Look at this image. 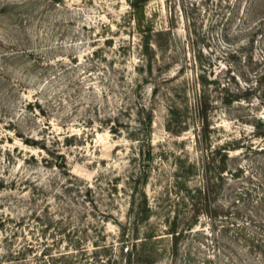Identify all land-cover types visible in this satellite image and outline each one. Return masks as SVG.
I'll return each mask as SVG.
<instances>
[{
    "label": "rangeland",
    "instance_id": "374dc122",
    "mask_svg": "<svg viewBox=\"0 0 264 264\" xmlns=\"http://www.w3.org/2000/svg\"><path fill=\"white\" fill-rule=\"evenodd\" d=\"M0 264H264V0H0Z\"/></svg>",
    "mask_w": 264,
    "mask_h": 264
}]
</instances>
